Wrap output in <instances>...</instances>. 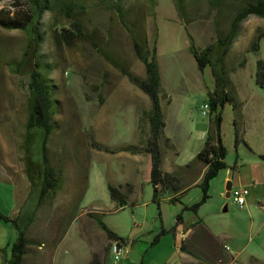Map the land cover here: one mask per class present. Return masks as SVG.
<instances>
[{
  "label": "rangeland",
  "instance_id": "374dc122",
  "mask_svg": "<svg viewBox=\"0 0 264 264\" xmlns=\"http://www.w3.org/2000/svg\"><path fill=\"white\" fill-rule=\"evenodd\" d=\"M179 2L181 5L178 10L176 0H121L119 10L110 5L112 0H76L81 7L74 6L70 13L73 17L59 11L46 12L42 16L40 27L45 30L40 47L41 60L45 65L43 72L54 84L55 98L58 101L54 115L56 126L48 141V157L49 163L59 171L61 177V186L56 193L45 197L37 213L35 226L41 232L36 231L31 238L28 237L31 244L35 241L44 242V264H50V249L59 244L64 235L66 239L62 245L65 248L62 250H65L71 264H126L128 261L149 264L154 260L162 262L175 249L177 243L173 233L160 236V242L155 246L151 245L161 226L176 224L175 216L181 209L180 202L164 201L158 207L151 199L152 184L150 187L148 183L142 184L144 192L140 201L128 203L117 212L97 215V218L111 227L130 225L134 230L142 226L149 229L156 226L155 231L137 237L139 242L133 247L128 244V259L125 257L115 260L112 257L109 247L114 240L110 241L107 236L103 249H95L85 259L86 250L83 248L82 238L72 228L79 222L72 219L79 210L73 207L70 213H65L61 203L70 198L62 200V195L72 189V197L78 200L87 171L88 174L97 170L106 171V163L98 159L99 156L92 157L93 152L100 149L94 145L98 143L103 146L93 137L92 124L96 115L109 114L111 117L108 121L110 135L105 141L110 146L134 138L136 112L142 114L141 130L137 135L146 140L149 136V128L146 131L149 123V98L125 75V72L139 77H144L145 74L144 65L134 52L127 27H130L139 42L145 41L149 49L156 47V61L161 78L160 103L165 121L162 153L167 149H178V160L182 162L187 151L195 152L199 146L200 149L203 147L204 140H190L195 131H204L205 134H212L214 131L213 114H210L209 109V113L203 115L201 106L210 103L215 90V79L210 65L203 70L198 68L195 58L188 50L189 35L194 45L200 49L214 43L216 35L226 32L233 12L250 0ZM25 4L24 0H0V10L15 13L19 9H25ZM120 12L123 13L125 24L120 20ZM73 19L81 22L86 35L85 38L74 39L71 44H66L56 36L54 30L69 28ZM257 32H264V17L251 15L241 23L239 33L223 59V65L227 69L236 66L234 71L227 73V90L234 97L233 86H240L244 93L264 99V88L255 83L257 59L264 60V37L259 40L257 51H249V45ZM28 40L29 35L24 30L0 26V212L10 217L18 212L22 200L30 190L35 193L36 187L28 176V161L32 159L39 162L40 159L35 141L30 154L25 148L26 125L33 102L28 88L33 60L30 55L23 54L28 49ZM243 57L246 59L245 65L238 68L237 64ZM219 109L222 116V140L227 150L225 162L232 167L237 155L233 124L236 112L229 102ZM146 140L134 146L143 147ZM239 148L242 149L241 146ZM119 149L123 147H114L112 150ZM108 155L106 158L113 163L121 153ZM202 168V164L195 163L189 172V181L181 180L183 185L193 182ZM178 169L179 167L175 171ZM225 172L226 169H222L211 182L209 197L198 211H184L183 218L185 222L199 221L196 226L203 230L198 231L193 238L197 239L202 251L206 248L213 254L223 256L235 255L236 251H241L237 264H250L249 254L264 261V246H258L264 237V230L257 233L256 227H250L251 216L257 223L264 215V199L261 197L260 202L247 200L240 207L233 202L232 197L225 198ZM234 174L235 170L230 169V177ZM30 175L35 177L36 174ZM33 195L26 208L32 204ZM200 197V188L192 186L184 191L181 202L191 204ZM225 204L227 210L223 211ZM83 205L87 204L84 202ZM79 206L82 208V204ZM115 206L119 207L116 203ZM159 210L161 216L158 214ZM91 217V221L96 223L95 217ZM15 234L14 226L0 219V242L5 238L6 241L11 240L6 249L7 256ZM97 240L96 237L94 241ZM225 245L229 249L225 250Z\"/></svg>",
  "mask_w": 264,
  "mask_h": 264
},
{
  "label": "trees",
  "instance_id": "16d2710c",
  "mask_svg": "<svg viewBox=\"0 0 264 264\" xmlns=\"http://www.w3.org/2000/svg\"><path fill=\"white\" fill-rule=\"evenodd\" d=\"M27 4L25 9H19L15 13L10 11L0 10V26L6 29H20L24 30L29 35L28 49L23 53L25 56L30 55L33 60L32 70L29 73L28 88L32 94V106L28 116L25 134V148L30 154L32 143H37V150L40 152L39 162L29 160L28 176L30 181L39 191L38 204L45 200L49 194H54L61 186V177L59 171L49 163L48 157V141L55 128L54 115L58 107V101L55 98V87L51 80L44 74L43 70L45 65L41 60L42 54L40 51L41 44L44 40L45 30L40 27L41 18L46 12L59 11L68 17L74 6L81 7L76 3V0H24ZM121 0H112L111 6H115L121 10ZM153 1V0H150ZM180 2L176 0V6L180 9ZM11 14V15H10ZM120 20L123 24L125 21L122 17L123 13H118ZM254 15L264 17V0H250V2L241 5L231 15L229 26L223 35H216L214 43H210L203 48H197L192 39L188 45V50L195 58L197 66L203 70L206 66L210 65L215 79V90L212 93V98L209 103L210 114H213L214 131L212 134H206L203 147L197 152L194 158L180 166L178 171L173 173L164 172L161 168L162 162V139L164 135L165 121L160 103V86L161 78L156 61V47L150 49L147 47L146 42H139L137 36L131 31H128L132 40V45L137 58L143 63L145 74L144 77H139L129 72H125L128 79L136 85L143 93H145L150 101V110L148 112L149 120V136L143 147L134 145H127L123 147L125 150L134 152H145L150 156V183L153 187L152 200L159 204L162 200L164 193L171 194L170 202H179L184 191L180 192L183 187L181 177L183 173L190 172L195 163L202 164L204 170L202 172L200 181L195 185L200 188L201 197L198 201L191 204H182L180 211L176 214V224L182 222L184 211H193L196 213L198 208L209 197L208 191L210 188V181L217 176L220 170L227 168L225 157L227 150L223 145L221 134V108L226 102L232 103L236 112V118L240 116V103L229 93L227 90L229 79L227 73L234 71L236 66L227 69L223 65V59L237 37L241 23L249 16ZM56 36L64 41L66 44H71L74 39L85 38L83 26L80 21L73 19L69 28H60L59 31L54 30ZM264 37V32H257L249 45V51H257L259 49V40ZM246 59L243 57L237 64L238 68L245 65ZM255 83L264 88V60L257 59ZM235 127L234 144L235 146L240 142L239 131L237 128L236 120H233ZM103 150H109L107 147L100 144L94 145ZM35 173V177L30 175ZM108 190L111 199L118 205L126 204L123 193L119 187L108 185ZM96 219L97 225L105 232L107 238L124 242L115 231L107 227V225L97 218V214L90 213ZM0 219L10 222L16 231L14 242L11 246L9 256L6 254V247H0V254L2 257L1 264H22L23 257L27 251V245L31 240L26 235V228H23L19 221V216L15 218L5 215L0 212ZM33 219L31 220V222ZM199 222V221H198ZM175 225L169 229H161L152 243L158 240L159 235L165 233H173ZM183 250L184 247L181 246ZM250 264H264L255 256L249 257Z\"/></svg>",
  "mask_w": 264,
  "mask_h": 264
},
{
  "label": "crops",
  "instance_id": "0c3cea01",
  "mask_svg": "<svg viewBox=\"0 0 264 264\" xmlns=\"http://www.w3.org/2000/svg\"><path fill=\"white\" fill-rule=\"evenodd\" d=\"M233 90L236 99L240 103V116L234 118L237 123L236 126L239 131L240 142L237 144V155L233 166H227V168H225V183L227 184V182L230 181L231 186L233 184H236L238 186L246 187L248 189L246 201L256 200L260 202L262 201L261 197L264 199V99H261L260 97L250 96L248 93H244L240 86H233ZM141 117L142 114L139 112H136L134 114L135 122L133 125L135 136L134 138H132V140L124 142L122 141L118 145L110 146L106 144L105 141L110 135V130L108 129V121L111 120V117L109 114L96 115L92 124L93 137L95 141L103 144V146L105 145V147H107L109 150L96 149L93 152L92 157L99 156L98 159H102L106 163V171L102 172L97 170L92 174H88V171L86 172L84 188L80 193L78 200L72 197V195H74L73 189L69 193H65L62 195V200L70 197L67 201L61 203V206L65 209V213H70L73 207H77V209L79 210L78 213L74 214V216L72 217V219H75V222H77V220H79V222L75 223L72 228H74L73 230L75 234H78L82 238L83 248L86 250V253H84V256L86 257L85 259L89 257L90 253L92 255V253L95 252V249H97L98 251L100 249L102 250L104 245L107 243L105 232L98 227L97 223L91 221L92 217L90 213L99 215L122 210L128 203L133 204L134 201H140L139 199H143L142 193L144 192V189L142 188V184L148 183L150 187L151 183L149 174L151 161L148 153L138 151L134 152L125 149H119L117 151L112 150L114 147L135 145L136 143L141 141L142 143H144L146 139H143L137 135L141 130ZM123 120L126 121V119ZM148 128L149 123H147L146 125L147 132ZM205 135L206 134L204 131H195V134L192 135L190 140H194L195 142L198 140H204ZM239 146H241L242 149H240ZM199 149L200 146L199 148H196L195 152L187 151L183 157L182 162L178 160V157L180 155L178 149H167L166 151H163L161 162L162 170L164 172L173 173L178 167L183 166L187 162L191 161L197 154V151ZM115 152L121 153V155L115 162L111 163L110 160H108L106 157L108 154ZM109 156L110 155H108V157ZM230 169L233 171L235 170V174L232 177H230L229 175ZM203 170L204 167L200 170L201 172L199 173V176H197L193 182H190V184H187L189 183L187 182L186 185H183L180 192L188 189L189 187L196 186L195 184L200 181ZM218 175L219 173L217 174V176ZM189 178V172H185L183 173L181 180L189 181ZM215 178L210 181V185ZM109 184L119 187L120 191L124 195L125 200L127 201L126 204L117 207L115 206L114 202L113 204L111 203L113 200L111 199L109 194ZM254 189L256 190V192H254ZM33 191L30 190L27 193L25 199H23L20 204L18 212L13 213V218L19 216L20 224L23 228L27 229L26 233L29 238H31L32 233L34 234V232L36 231L41 232L40 228L36 229L35 222L38 217L37 213H39L41 204L43 202L40 204L37 203L39 199L38 188L35 189V193H33ZM150 192L152 199L153 189L151 187ZM32 194H34L32 204L28 208H26V204L31 200ZM170 198L171 194L166 192L164 193L163 198L160 202H170ZM84 202L87 205H83ZM179 202L182 206L183 202H181V199ZM79 204H82V208L79 206ZM157 206L159 207L160 203ZM158 214L159 216H161L160 210ZM261 217L262 218H260V220H258V222L256 223L254 221V217L252 218L251 216L250 227L251 229L253 227H256L257 233L264 230V215ZM32 219L33 221L31 222ZM197 222L198 221L185 222L183 218L182 222L175 224L174 236L176 240L175 243H177L175 249L172 250L170 252V255L168 257H165L162 262H157V260H154L149 264H237V257L240 255L241 251H236L235 255L230 254L228 256H223L221 254H213L212 251H209L206 248H203V251L200 249V246L197 243V239L193 238L197 235L198 231L203 230V228L201 229V227L198 228L196 226ZM172 226H161V229H169ZM107 227L113 229V231H115L120 237L124 239V243L129 244L131 247L139 242V238L137 237L142 236L145 233L153 232L156 229V226H153V229L142 226L134 230L131 229L132 227L130 225L120 226V228L111 227L108 225ZM161 229H159V232ZM164 235H166V233L159 235L158 240L154 243L151 242V245L155 246L156 244H158L161 240L160 236ZM96 237L98 238V240L94 241ZM14 239L12 240L11 246L14 242ZM64 239H66L65 235L59 244H55L50 249V264H71L70 258L65 255V250H62L65 248V246L62 245ZM10 241V239L6 241L5 238L4 240H2V242H0V247L5 246L7 249ZM259 243V247H261L262 245L264 246V237L260 240ZM44 246V242L39 241H35L33 244H28L27 251L22 260V264H44V262H46L44 258L42 259L44 251L46 249ZM181 246L184 247L185 250H183ZM10 251L11 248L10 250H8V252ZM250 256L254 255L249 254V257ZM131 257L133 259L132 254ZM128 258L129 256L126 259ZM1 260L2 257L0 256V263ZM207 261L209 262L207 263ZM128 262V264H135V262L133 261ZM140 264H142V262Z\"/></svg>",
  "mask_w": 264,
  "mask_h": 264
},
{
  "label": "built area",
  "instance_id": "2783aa9c",
  "mask_svg": "<svg viewBox=\"0 0 264 264\" xmlns=\"http://www.w3.org/2000/svg\"><path fill=\"white\" fill-rule=\"evenodd\" d=\"M209 103H205L201 106V111L203 115L209 113ZM248 194V189L244 186H231L230 197H232L233 202L240 207H243L246 204V196ZM225 249H229L228 246H224ZM110 254L115 260H121L122 258L127 257L130 252L129 245L119 241H113L109 247Z\"/></svg>",
  "mask_w": 264,
  "mask_h": 264
},
{
  "label": "water",
  "instance_id": "95a60500",
  "mask_svg": "<svg viewBox=\"0 0 264 264\" xmlns=\"http://www.w3.org/2000/svg\"><path fill=\"white\" fill-rule=\"evenodd\" d=\"M230 189H231V182L228 181L226 186H225V198H229L230 197ZM227 210V205L225 204L224 207H223V211H226Z\"/></svg>",
  "mask_w": 264,
  "mask_h": 264
}]
</instances>
